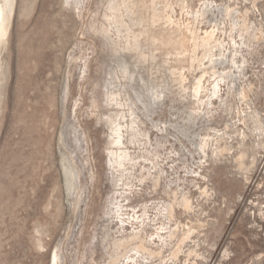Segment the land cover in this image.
Returning <instances> with one entry per match:
<instances>
[{
    "label": "rangeland",
    "instance_id": "374dc122",
    "mask_svg": "<svg viewBox=\"0 0 264 264\" xmlns=\"http://www.w3.org/2000/svg\"><path fill=\"white\" fill-rule=\"evenodd\" d=\"M200 1L155 0L152 22V0H13L0 264H264V0ZM187 25L228 58L212 105ZM110 117L132 165L108 161Z\"/></svg>",
    "mask_w": 264,
    "mask_h": 264
},
{
    "label": "bare ground",
    "instance_id": "6f19581e",
    "mask_svg": "<svg viewBox=\"0 0 264 264\" xmlns=\"http://www.w3.org/2000/svg\"><path fill=\"white\" fill-rule=\"evenodd\" d=\"M151 3H152V7H153L152 22H155L154 19H156L157 9H155L154 6H155L156 2H155V0H152ZM182 4H183V2H182ZM169 7H171V5H169ZM12 8H13V0H0V45L4 42L5 37L7 35L8 23H9V19H10L11 13H12ZM227 8L230 9L229 6H227ZM218 9H220V7L214 1L201 0L199 7L196 10V15L202 16L204 13H205L204 15H206V12H211V11H215ZM238 17H239V15H238ZM167 18L169 19V17H167ZM169 20L173 21V19H169ZM171 24H173V23H171ZM179 27L180 26H178L177 28L179 29ZM187 27H188V29H186V30L189 31V33L192 37L191 41H193L192 61L194 62V60H196L199 63H201V62H203V60L205 58H207L208 62L211 64V68H212L213 74H214V78L212 79V81H210L209 79L206 80V79H204L206 72L203 71V74L198 76L195 80V83L193 86V92H194V95L197 97L198 101H200L201 103H205L206 105H212L213 98H220L221 97L220 92H221L222 82H224V79H225V76L222 74H219L218 71L215 69V66H213V64L219 60H220L219 62L221 64V61H225V60L228 61V58L222 52V50H223L222 43L218 42L215 39H214V41H212V39L214 37V33H215L212 29L209 31L203 30L204 31L203 35L199 36L198 30L191 29V28H189L188 25H187ZM170 39H171V37H170ZM133 41H134L135 45L137 46L138 45V35H136L135 33L133 34ZM233 44L236 45L235 42ZM198 46H201V48L203 50V52L201 53V56L196 55V53H195V51L199 48ZM214 49H216L218 51L217 54L213 53ZM231 62L234 65L237 64V61H235L234 59L231 60ZM205 81L208 83L209 87L205 86ZM205 91H206V93L207 92L208 93L203 95V93H205ZM204 97H206V100H203ZM109 100L114 101V99L111 98V96L109 97ZM110 125H111L110 129H111L112 135H113V138L111 140V144L114 146L115 150L111 149L108 151V154L110 156L109 160H108L109 163L112 164L113 166H118V167H124L125 165H128V164L132 165L133 164V157L131 156L129 150L125 146V143L122 139L123 138L122 132L124 129L123 123L121 121H117L116 118L110 117ZM132 125H133L132 120L126 124V126L128 128H130L131 131H133ZM167 216H169V214H167ZM158 237L161 238V236H159V235H158ZM133 264H136V261H134Z\"/></svg>",
    "mask_w": 264,
    "mask_h": 264
}]
</instances>
